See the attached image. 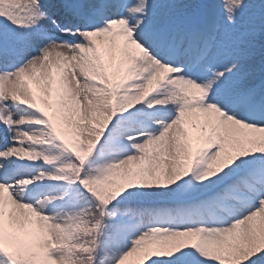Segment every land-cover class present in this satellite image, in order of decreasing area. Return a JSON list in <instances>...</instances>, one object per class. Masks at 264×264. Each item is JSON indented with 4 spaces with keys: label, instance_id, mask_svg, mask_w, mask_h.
Segmentation results:
<instances>
[{
    "label": "snow or ice",
    "instance_id": "snow-or-ice-1",
    "mask_svg": "<svg viewBox=\"0 0 264 264\" xmlns=\"http://www.w3.org/2000/svg\"><path fill=\"white\" fill-rule=\"evenodd\" d=\"M0 264H264V0H0Z\"/></svg>",
    "mask_w": 264,
    "mask_h": 264
}]
</instances>
